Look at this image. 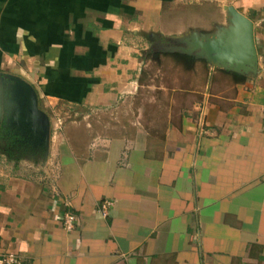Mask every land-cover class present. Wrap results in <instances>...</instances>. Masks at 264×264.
<instances>
[{
  "label": "crops",
  "instance_id": "obj_1",
  "mask_svg": "<svg viewBox=\"0 0 264 264\" xmlns=\"http://www.w3.org/2000/svg\"><path fill=\"white\" fill-rule=\"evenodd\" d=\"M204 1L0 0V77L28 81L50 118L48 147L34 145L43 166L0 170V255L15 252L23 264H264V0H231L254 21L256 76L237 80L196 60L186 105L119 135L91 123L57 129L49 114L133 97L149 37L184 33L178 27L192 23L179 4ZM10 99L2 120L16 113ZM67 212L77 217L71 230Z\"/></svg>",
  "mask_w": 264,
  "mask_h": 264
},
{
  "label": "rangeland",
  "instance_id": "obj_2",
  "mask_svg": "<svg viewBox=\"0 0 264 264\" xmlns=\"http://www.w3.org/2000/svg\"><path fill=\"white\" fill-rule=\"evenodd\" d=\"M221 2L220 0H208L190 4V6L184 3L179 4L177 9L183 11L184 18L188 16L187 19L192 23V26L185 23L184 26L178 27V29L181 27L186 28L184 33L161 39L156 38L154 43H152L154 39L149 37L148 44L151 49L149 53L147 52V55L143 52L145 62L142 72L144 75L141 80V86L139 85L137 94L133 97L117 102V105L110 109H88L87 105L82 107L59 105L57 109L49 111L50 116L55 122L58 119L62 121L61 129L67 123H91L97 130L93 131L94 133L99 132L108 136L119 135L124 132L123 130L135 127L134 123L137 122H143L151 126L165 122L167 109L174 108L175 103L178 102H181L180 105H186L188 101L186 91L193 83L191 82L190 69H186L174 57L159 53L160 59L158 62L155 61L153 57L157 51L154 45L159 42L162 48L177 45L179 44L176 41L178 37L189 34L194 29L204 32L213 31L216 24H219V22H215L219 11V13L222 11V19L226 17L225 22L222 24H226L228 20L225 5H236L231 0ZM223 3H225L224 6ZM205 9L206 11H204ZM187 12L189 13L187 14ZM209 13L213 14V17H208ZM200 14H205L207 17H203ZM175 29L177 28L172 27V30ZM2 79L0 77V124L2 123V118L8 116L4 113L5 110L10 108V105H14L12 101H5V96H9V90L3 84ZM182 95L185 97H182ZM6 125L8 124L6 123ZM6 125L4 127H7ZM13 127L15 137L12 134L5 133L4 137L0 138V170L9 173L20 172L26 174L32 171L31 169L33 168H39L40 165L43 166V156L40 154L42 150L34 146L38 140L31 132L27 131L26 126L23 124L15 123ZM79 129L75 130V132H79ZM89 129L92 130L93 128L89 127ZM82 132L88 133L85 130H82ZM83 137L85 136L82 135L81 138Z\"/></svg>",
  "mask_w": 264,
  "mask_h": 264
},
{
  "label": "water",
  "instance_id": "obj_3",
  "mask_svg": "<svg viewBox=\"0 0 264 264\" xmlns=\"http://www.w3.org/2000/svg\"><path fill=\"white\" fill-rule=\"evenodd\" d=\"M225 10L228 20L226 24H216L213 31L194 29L178 37L176 41L179 44L163 47L162 51L184 53L196 60H205L212 67L246 77L256 76L259 66L254 21L234 5H225ZM8 77L11 82L5 83V86L15 97L17 110L7 121L11 126L15 123L23 124L39 143L48 147L50 118L39 107L37 91L20 76L9 74Z\"/></svg>",
  "mask_w": 264,
  "mask_h": 264
},
{
  "label": "built area",
  "instance_id": "obj_4",
  "mask_svg": "<svg viewBox=\"0 0 264 264\" xmlns=\"http://www.w3.org/2000/svg\"><path fill=\"white\" fill-rule=\"evenodd\" d=\"M56 124V128L61 129L62 121L60 119L57 120ZM110 204V201L102 202V209L104 215L108 213ZM76 222L77 217L71 212H67L63 217L64 227L69 230L74 228ZM0 264H23V262L22 259L15 252L9 251L0 255Z\"/></svg>",
  "mask_w": 264,
  "mask_h": 264
},
{
  "label": "trees",
  "instance_id": "obj_5",
  "mask_svg": "<svg viewBox=\"0 0 264 264\" xmlns=\"http://www.w3.org/2000/svg\"><path fill=\"white\" fill-rule=\"evenodd\" d=\"M159 53H161L165 56L170 55V56L174 57L175 59H177L178 62L182 63V65L188 70L192 69L194 67L195 62H196V59L193 56H190V55H187L184 53H180V52H174L173 53V52H165V51H159V50H157L156 55H154V57H153V59L157 62L160 59V55H158ZM203 61L206 62L205 60H203ZM234 76L237 80H243L244 79L243 76L236 74V73H234ZM9 119H10V117H9ZM6 123L8 125H6ZM4 125H6L7 127H4ZM5 133H9V134H12L14 136L13 127L10 125V123L6 119L2 120V123L0 124V138L1 137L3 138L4 137L3 135Z\"/></svg>",
  "mask_w": 264,
  "mask_h": 264
},
{
  "label": "flooded vegetation",
  "instance_id": "obj_6",
  "mask_svg": "<svg viewBox=\"0 0 264 264\" xmlns=\"http://www.w3.org/2000/svg\"><path fill=\"white\" fill-rule=\"evenodd\" d=\"M155 46V50L157 51V50H159V51H162V47H160L161 46V43L159 42L158 44H156V45H154ZM19 139V138H18ZM37 148H41V147H37ZM34 149H35V147H34Z\"/></svg>",
  "mask_w": 264,
  "mask_h": 264
}]
</instances>
